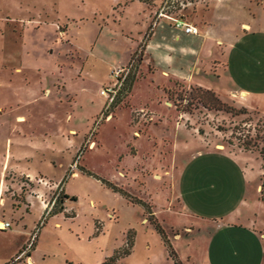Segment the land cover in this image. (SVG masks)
I'll list each match as a JSON object with an SVG mask.
<instances>
[{
	"label": "rangeland",
	"instance_id": "rangeland-1",
	"mask_svg": "<svg viewBox=\"0 0 264 264\" xmlns=\"http://www.w3.org/2000/svg\"><path fill=\"white\" fill-rule=\"evenodd\" d=\"M152 1L158 10L162 0ZM111 2L0 0V182L9 167L59 177L51 184V177L18 175L16 189L29 200L0 203L11 214L0 228V264H23L25 250L33 264H102L112 253L115 264H174L150 215L177 264H264V0H226L208 27L201 8L191 18L198 34L174 38L188 46L181 57L158 50L154 64L146 56L139 64L138 44L120 63L126 72L104 108L98 89L117 65L107 58L120 48L124 60L129 48L96 34ZM180 8L163 9L177 15ZM162 20L160 37L169 40L168 28L179 27ZM63 21L77 48L60 41ZM55 59L64 61V86L52 87L47 103H16L56 76ZM56 95L58 106L49 100ZM16 111L26 119L15 121ZM64 115L75 127L62 138L43 128L50 116ZM29 135L60 141L59 150L28 146Z\"/></svg>",
	"mask_w": 264,
	"mask_h": 264
},
{
	"label": "crops",
	"instance_id": "crops-1",
	"mask_svg": "<svg viewBox=\"0 0 264 264\" xmlns=\"http://www.w3.org/2000/svg\"><path fill=\"white\" fill-rule=\"evenodd\" d=\"M152 0H112L111 4L107 7L105 12L99 13V19L96 21L97 25V31L96 34H98L99 37H102L103 40H106L107 42H115L119 44V47L122 43L126 42L129 44L128 48V56H125L124 60L121 57L122 51L120 48L115 52V55L109 56L107 58V63L109 65L112 64H120L124 61H126L130 53L135 50L136 46L138 44H141V54L139 59V64L143 61V58L145 56L147 57L148 61L147 64L151 66L156 61V54H158V50L164 52L165 54L170 55L171 51H174V55H177L176 57H181V55L186 54L188 50V46L182 42H177L174 40L175 37L180 36V32L184 34H198V27L196 23L191 20L192 16L195 15L201 8H203L206 11V17L202 18V21H206V27L209 26V20L213 19L214 14H216L217 9L220 7H224L226 4V0H190L185 5H183L180 11L177 15L171 13V12H163L160 14L156 13V5L154 1ZM190 5V7H189ZM184 8V9H183ZM192 8V12H190V9ZM95 13V12H93ZM162 16H167L168 18L173 19V16H176L177 18H180L181 20L194 24L197 27L196 32L192 31H186L183 29L182 25L176 24L174 19L173 23L168 25H177L179 27L177 30H172L171 27L168 28L167 34H170L169 40L166 39V34H162L163 37H160V33L162 32L161 26H165V21L162 20ZM82 16H79L81 18ZM94 17V16H93ZM76 20L74 16L67 15L65 16V20ZM67 21H63L64 27L62 29L61 35H65L63 38L61 37L60 41L62 42L63 39L67 40L69 43L73 45V38L71 36H68L66 33L67 28ZM53 23V22H52ZM246 23V22H245ZM167 29V28H166ZM93 39H88L87 46L89 50L91 49L94 41ZM131 40V41H130ZM74 48L78 47L76 45H73ZM164 48V49H163ZM190 50H193V47H190ZM51 49V48H50ZM162 49V50H161ZM170 52V53H169ZM128 57V58H127ZM158 57V55H157ZM21 58H19V61ZM52 68H55L58 70V73L56 76L50 80V82H42L39 85V90L37 94H35L32 98H26L24 102L17 101L16 103H34V101H41L42 103H47L44 98H47L49 93L51 92L52 87L55 90H59L62 86H64L65 79L63 78L62 74V64H64L63 60L55 59L52 62ZM72 64V62L70 63ZM40 66H42L40 64ZM15 69L18 68V64L14 65ZM82 65L80 64L78 66V73L81 71ZM104 80H102L103 82ZM99 87V86H98ZM99 92V91H98ZM66 99L70 100L71 98L74 99L73 95L74 93H70V91H66ZM52 100H51V99ZM48 99V98H47ZM49 100L56 101V105L58 106L61 102V98L59 95H56L54 97L50 96ZM74 103H78L75 100ZM40 102V103H41ZM70 101H68L69 103ZM103 103V97L101 98V101L99 103V107ZM15 121H23L26 119L24 113L22 111H16L14 114ZM109 117V116H108ZM69 118V117H68ZM68 118L65 117H57L54 118L53 116H50V118H47L45 120L46 124L43 128H48L47 130L51 129L56 134L55 136H59L60 138L63 137V132L67 129V126L71 125L74 126V124H69ZM70 127V131H74L73 128ZM13 130L17 131V136L15 137L17 140H21L24 132L20 133L18 128H14ZM45 133H48L47 131H44ZM7 138V137H6ZM11 140V139H10ZM23 140V139H22ZM75 142V138L73 139ZM11 142V141H9ZM93 141H90L89 144H93ZM26 145L30 147H39L38 144L43 145L46 148H49L51 150H59L60 141L54 140L53 138H50L49 136H44L41 140L36 139L34 136H27L26 139ZM70 151V149H67ZM23 153V152H22ZM21 155V154H20ZM24 155L27 156L26 152H24ZM23 155V156H24ZM7 174V175H6ZM20 174H23L25 177H27L29 180H33L35 178V175L41 178H47L51 177L49 174H46L43 169L41 168H29V166L21 167V168H12L9 167V170L5 172L3 180L0 182V203L4 200L5 196H8L10 199V202L12 204V200L16 199L20 202H25L26 200H29L28 192H20L17 191V187H21V179H19ZM52 178V177H51ZM57 177L56 179H58ZM56 179L52 178V183L54 184ZM43 182L42 179H40L39 184H36V189L38 191H41V183ZM63 186V185H62ZM8 190H6V189ZM6 190V191H5ZM15 192L19 195L18 197H13L11 195V192ZM34 195H37L39 198V193H35ZM11 205L10 211L13 212L17 207V205ZM43 206V205H41ZM5 207L0 208V214L5 219L11 220V214H5ZM152 212V211H151ZM11 224V221H10ZM20 251V250H19ZM22 254V255H21ZM21 254H19L18 257H25L26 260H23V264H33V258L31 256V252L29 250L23 251ZM11 263V262H10ZM220 264H246V262H232V261H221ZM248 264H259L258 262H249Z\"/></svg>",
	"mask_w": 264,
	"mask_h": 264
},
{
	"label": "built area",
	"instance_id": "built-area-1",
	"mask_svg": "<svg viewBox=\"0 0 264 264\" xmlns=\"http://www.w3.org/2000/svg\"><path fill=\"white\" fill-rule=\"evenodd\" d=\"M190 0H162V3L159 5L158 10L156 11L157 14L163 13L166 10H164V7L167 6H178L182 7ZM173 19L176 24L182 25L183 29L186 31H197V27L194 24L185 22L181 20L180 18H177L176 16H173ZM126 72V66H122L120 64L114 65L110 68V74H112V78L110 81L104 83L101 85L98 89L99 93L103 96V107H108L109 103L111 102L114 94V85L118 86V84L121 82V79L123 78L124 74ZM109 114L105 113V116ZM74 162L71 163V167L74 166ZM45 204V203H44ZM45 206V205H43ZM10 225V220L5 218H0V228H4Z\"/></svg>",
	"mask_w": 264,
	"mask_h": 264
},
{
	"label": "trees",
	"instance_id": "trees-1",
	"mask_svg": "<svg viewBox=\"0 0 264 264\" xmlns=\"http://www.w3.org/2000/svg\"><path fill=\"white\" fill-rule=\"evenodd\" d=\"M132 79H133V73H131L130 76L127 77V80H126V86L127 87H129ZM64 194H66V193H64ZM70 196L72 198H74L73 195H70ZM144 206L149 211V213L152 214L149 204L148 203H144ZM150 218L154 222V226L159 231V233H160V235H161V237H162V239H163V241H164V243L166 245L168 254L172 257L174 264H177V262L179 261V259L177 258L176 254H175V251H174V249L172 247V245L170 244L168 238L166 237V234H165L163 228L161 227V225L159 224V222L157 221V219H156V217L154 215H152V216L150 215ZM128 241H129V239H128ZM127 250H128V248H125L123 251H127ZM115 256H116L115 253H112V254L107 255L106 258L102 261V264H106V261L107 260H111L112 264H115Z\"/></svg>",
	"mask_w": 264,
	"mask_h": 264
}]
</instances>
